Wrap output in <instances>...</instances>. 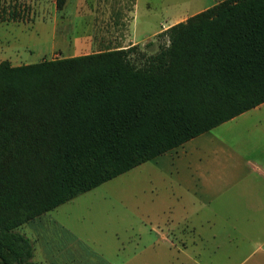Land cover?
I'll return each mask as SVG.
<instances>
[{
	"label": "trees",
	"instance_id": "1",
	"mask_svg": "<svg viewBox=\"0 0 264 264\" xmlns=\"http://www.w3.org/2000/svg\"><path fill=\"white\" fill-rule=\"evenodd\" d=\"M161 33L140 65L136 45L0 61V264H36L19 226L264 102V0Z\"/></svg>",
	"mask_w": 264,
	"mask_h": 264
},
{
	"label": "crops",
	"instance_id": "2",
	"mask_svg": "<svg viewBox=\"0 0 264 264\" xmlns=\"http://www.w3.org/2000/svg\"><path fill=\"white\" fill-rule=\"evenodd\" d=\"M32 3L27 5V16L33 31L42 30L46 21L52 24L47 51L55 46H61L62 52L91 50L92 42L98 46L90 52L127 48L142 45L148 36L132 21L131 14L138 12V0H64L60 14L43 12L41 7L38 13ZM8 11L4 9L7 18L3 16V20H20L13 10ZM0 45V61L8 60L12 65L34 63L23 59L11 44ZM44 52L38 55L39 61ZM85 53L89 52L67 56ZM259 107H264V102L237 116ZM210 131L151 159H158L173 186V204L168 205L172 227L163 222L168 230L162 232L161 252L156 258L171 264H207L206 260L214 264H264V124L246 125L235 141L219 139ZM256 131L263 136L254 138ZM138 256L142 257L134 254L124 264H143L134 261ZM38 259L33 251L32 260L38 264Z\"/></svg>",
	"mask_w": 264,
	"mask_h": 264
},
{
	"label": "rangeland",
	"instance_id": "3",
	"mask_svg": "<svg viewBox=\"0 0 264 264\" xmlns=\"http://www.w3.org/2000/svg\"><path fill=\"white\" fill-rule=\"evenodd\" d=\"M19 1L23 8L18 5ZM30 1H33L32 9L38 13L41 7L43 12L51 10L60 14L64 3V0H0V11L3 12L0 13V44H11L23 54V59L32 62L39 61L38 55L44 51L41 60L90 52L98 46L92 42L91 50L64 49L62 52L61 46L45 50L52 24L46 21L42 30L33 31L32 21L23 20L25 15H20L22 10L28 11ZM216 1L138 0V12H133L131 18L148 36L142 45H136V53L131 55L133 60L140 65L144 56L153 54L167 43L166 35L160 31L151 34L153 30L167 28ZM14 8L20 20H3V16L7 18L4 9L12 11ZM108 45L113 46L110 42ZM1 54L0 51V57ZM262 124L264 107H259L219 124L210 133L225 141H235L246 125ZM253 136L259 139L263 133L256 131ZM164 171L158 159L141 163L42 213L17 230L31 239L35 255L40 257L38 264H124L134 254L142 255L134 261L143 264H171L156 258L161 252L162 232L172 227V212L168 205L173 204V186ZM163 222L167 227L162 225Z\"/></svg>",
	"mask_w": 264,
	"mask_h": 264
},
{
	"label": "built area",
	"instance_id": "4",
	"mask_svg": "<svg viewBox=\"0 0 264 264\" xmlns=\"http://www.w3.org/2000/svg\"><path fill=\"white\" fill-rule=\"evenodd\" d=\"M17 3H18V5H20V6L23 4V3L21 4V2H20V1H19V2H17ZM28 6H29V5H28ZM21 7H22V6H21ZM22 8H23V7H22ZM28 10H29V8H28ZM15 11H16V9H15ZM0 13H1V11H0ZM2 13H3V12H2ZM2 13H1V14H2ZM7 13H9V11H8V10H7ZM1 14H0V15H1ZM27 14H28V11H26V12H25L24 10H22V11H21V14H20V15H22V16H24V15H25V17L23 18V20H25V19H28V16H27ZM2 16H3V15H2Z\"/></svg>",
	"mask_w": 264,
	"mask_h": 264
}]
</instances>
